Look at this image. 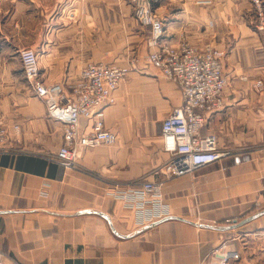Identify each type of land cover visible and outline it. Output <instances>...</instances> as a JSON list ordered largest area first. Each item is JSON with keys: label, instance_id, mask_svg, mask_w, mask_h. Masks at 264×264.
Returning <instances> with one entry per match:
<instances>
[{"label": "crops", "instance_id": "obj_1", "mask_svg": "<svg viewBox=\"0 0 264 264\" xmlns=\"http://www.w3.org/2000/svg\"><path fill=\"white\" fill-rule=\"evenodd\" d=\"M3 2L0 111H12L0 112L10 131L9 152L0 154L4 264H218L212 252L236 236L247 247L235 242L228 251H239L243 264H259L264 90L254 83L264 81V0L262 11L252 0L155 1L165 24L163 43L225 53L224 106L204 113L202 134L217 135L231 155L165 182L170 213L146 225L110 192L160 177L157 170L168 159L161 125L183 97L148 63L152 48L131 6L120 0H27L22 6L24 0H13L5 11ZM22 47L37 52L44 84L58 85L66 95L87 64L120 65L136 55L138 71L126 76L115 101L103 109L113 145L81 150L75 169L56 162L62 124L48 116L30 88L19 98L23 71L15 53Z\"/></svg>", "mask_w": 264, "mask_h": 264}, {"label": "built area", "instance_id": "obj_2", "mask_svg": "<svg viewBox=\"0 0 264 264\" xmlns=\"http://www.w3.org/2000/svg\"><path fill=\"white\" fill-rule=\"evenodd\" d=\"M148 3L149 0H140L135 7V17L143 37L152 48L148 62L179 86L183 105L174 108L161 125L162 150L168 159L157 170L160 177L110 192L126 208L135 211L139 225L162 220L170 213L162 193L165 182L194 174L231 155V151L220 148L217 135L202 134L204 113L218 111L224 106V93L229 82L221 63L225 53L213 46L201 50L187 43L179 46L163 43L164 21ZM252 4L262 11L263 0H252ZM20 60L29 86L46 106L48 116L63 126V144L56 156L58 164L66 169H75L81 150L115 143V135L105 126L102 113L107 105L114 102V93L126 75L125 69L90 63L72 83L71 94L66 95L58 85L44 84L35 50H22ZM254 88L264 90V81L257 80ZM14 130L18 132L19 127H14ZM9 136L10 131L0 116V154L9 152ZM226 248L224 245L222 251L215 252L218 264L238 263L240 254L228 250L223 252ZM0 264H4L1 252Z\"/></svg>", "mask_w": 264, "mask_h": 264}, {"label": "rangeland", "instance_id": "obj_3", "mask_svg": "<svg viewBox=\"0 0 264 264\" xmlns=\"http://www.w3.org/2000/svg\"><path fill=\"white\" fill-rule=\"evenodd\" d=\"M2 1H4L3 2V4H2V6L4 7V10L5 11H8L9 9H11V6H12V3H13V0H0V3L2 2ZM22 1V0H21ZM26 3H24V4H21L22 6H27V0H24ZM84 1H87V2H91V1H96V0H84ZM120 1H122V2H125V4H127V5H129V6H131V8H132V10H133V15H134V17H135V7H136V5H137V3H139L140 2V0L138 1V2H136L135 0H120ZM155 1L156 0H149V7H150V9L152 10V11H154L156 14H157V12L155 11V5H156V3H155ZM262 9H263V6H262ZM158 15V14H157ZM159 16V15H158ZM160 17V16H159ZM135 19H136V17H135ZM137 20V19H136ZM137 22H138V20H137ZM141 32H142V30H141ZM24 49H32V48H30V47H22V48H20L19 49V51H18V53L16 52L15 54L17 55V56H19V59H20V52L22 51V50H24ZM34 50V49H33ZM15 55V56H16ZM147 61H148V57H147ZM20 63H21V65H22V62H21V60H20ZM149 63V62H148ZM90 64V63H89ZM94 64H96V63H94ZM98 64H103V65H106V63L104 64V63H98ZM150 64V63H149ZM88 65V64H87ZM113 66H117V67H120V68H122V69H125L126 70V75H125V77L123 78V80L121 81V83H120V85H119V88L116 90V92L120 89V87L122 86V84L124 83V80H125V78H126V76H128V75H130L131 73H133V72H137L138 71V65H137V57H136V55L134 54V55H132V54H129V55H127L126 57H125V62L124 63H121L120 65H113ZM156 69V68H155ZM159 73H160V75H161V77L163 78V79H165L166 81H169L168 79H166L164 76H163V74H162V72L160 71V70H158V69H156ZM22 71H23V75L21 74V80H20V85H21V91L22 92H20L21 94L19 95V98H20V100L21 101H23L24 99H25V96H26V94H27V91H28V88H30V90H32L31 89V87L29 86V83H28V81H27V79H26V77H25V73H24V68H23V65H22ZM225 74V73H224ZM40 76H41V74H40ZM227 76V75H226ZM228 77V76H227ZM41 79H42V77H41ZM42 81H43V79H42ZM44 82V81H43ZM169 82H172V81H169ZM172 83H174V82H172ZM174 84H176V83H174ZM177 85V84H176ZM178 86V85H177ZM179 87V86H178ZM180 89V88H179ZM115 92V93H116ZM181 92V91H180ZM34 93V92H33ZM115 93H114V101H115ZM182 95V94H181ZM182 97V96H181ZM6 99H9V101H11L12 100V98H11V95H6ZM40 100V99H39ZM41 101V100H40ZM46 107V106H45ZM11 107L9 108V109H6V111L4 110V111H0L1 112V114H3V115H7L8 113H10V112H12L11 110ZM174 109V108H173ZM172 109V110H173ZM46 111H47V109H46ZM157 112L159 113V111L157 110V111H154V114L152 115L153 117H156V114H157ZM48 114V113H47ZM169 114V113H168ZM2 117V116H1ZM3 118V120L4 121H6V119L4 118V117H2ZM153 120V119H152ZM161 121V120H160ZM160 167V166H159ZM244 240V238H242V237H240V236H236V237H233V238H231L228 242H224V243H222L221 245H220V247H218L217 249H215L213 252H212V256L213 257H216L215 256V252L216 251H219V249H220V251H222V247L225 245L227 248L225 249V250H223V252H225V251H227V250H229V247L233 244V243H235V242H237L238 244H237V246H241V248H246L247 246H246V242L245 241H243ZM237 253H239L240 254V261L238 262V263H236V264H243L242 263V255H241V253L238 251ZM263 256H264V238H263V249H262V251H261V256H260V261H259V264H262V259H263ZM203 264V263H202Z\"/></svg>", "mask_w": 264, "mask_h": 264}]
</instances>
